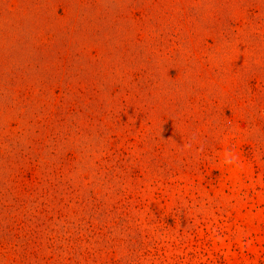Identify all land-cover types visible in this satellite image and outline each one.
Instances as JSON below:
<instances>
[{
  "label": "rangeland",
  "instance_id": "obj_1",
  "mask_svg": "<svg viewBox=\"0 0 264 264\" xmlns=\"http://www.w3.org/2000/svg\"><path fill=\"white\" fill-rule=\"evenodd\" d=\"M54 1L0 0V264H264V0Z\"/></svg>",
  "mask_w": 264,
  "mask_h": 264
},
{
  "label": "trees",
  "instance_id": "obj_2",
  "mask_svg": "<svg viewBox=\"0 0 264 264\" xmlns=\"http://www.w3.org/2000/svg\"><path fill=\"white\" fill-rule=\"evenodd\" d=\"M26 4V9H30L32 7H43L47 5V0H23ZM42 1V3H41ZM56 2H58L57 7H56V3H55V7L58 9H63V5L61 3L60 0H55ZM54 1V2H55ZM82 4L85 2V0H81ZM87 6H89L90 8H96L97 6V1L96 0H92V1H87ZM38 9V8H37ZM151 22V21H150ZM137 42L141 43L142 40L140 39V35L137 39ZM136 81H139V77L137 76ZM74 112V110L72 111Z\"/></svg>",
  "mask_w": 264,
  "mask_h": 264
}]
</instances>
